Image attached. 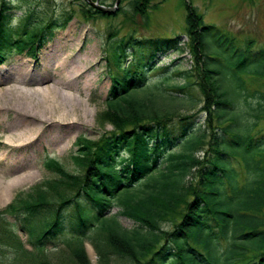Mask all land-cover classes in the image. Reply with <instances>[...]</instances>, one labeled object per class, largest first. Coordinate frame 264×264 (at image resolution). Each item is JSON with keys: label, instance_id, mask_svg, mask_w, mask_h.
Wrapping results in <instances>:
<instances>
[{"label": "trees", "instance_id": "obj_1", "mask_svg": "<svg viewBox=\"0 0 264 264\" xmlns=\"http://www.w3.org/2000/svg\"><path fill=\"white\" fill-rule=\"evenodd\" d=\"M11 1L0 0V64L12 51L31 54L70 19L28 10L13 25ZM80 1L84 16L115 13ZM127 1L141 16L156 5ZM185 10L186 42L108 35L110 85L96 117L111 129L76 139L77 171L47 158L55 175L0 209V264H52L48 247L63 251L62 264H90L87 241L98 264H264V132L255 130L264 83L254 86L264 79V44L239 45L187 0ZM186 51L189 67L180 63ZM171 52L179 56L159 64Z\"/></svg>", "mask_w": 264, "mask_h": 264}, {"label": "rangeland", "instance_id": "obj_2", "mask_svg": "<svg viewBox=\"0 0 264 264\" xmlns=\"http://www.w3.org/2000/svg\"><path fill=\"white\" fill-rule=\"evenodd\" d=\"M203 17L207 24H214L223 31L233 35L239 45H243L246 40L252 39L254 47L264 44V0H187ZM12 14L15 16L13 25L24 18L28 10H34L36 18L48 19L61 16L60 14H70L64 28L53 30L52 35L43 39L40 44H36L32 53L27 49L22 51H12L0 64V70L9 68L19 61H26L33 68L31 73L40 71L43 62L50 56L58 63L71 64L74 75L79 74L67 91L79 99L84 108V112L78 123L71 129L59 134L61 144L51 146L46 143L31 144L23 151L27 157L19 161L16 166L10 155L0 153V209H3L17 193L28 190L31 186L52 178L55 174L47 169L44 161L47 158H55L68 171L78 170L72 159L76 147V139L79 136L96 138L104 130H110L111 126L104 122L97 121V114L105 107L104 100L110 85V79L105 68V51L103 50L108 35L115 34L116 38L129 33L136 37H171L182 36V42H186L185 36V0H152L156 3L150 7L144 15L133 14L127 0H120L115 13L109 17H88L81 12L80 0H12ZM115 0H104L107 6H113ZM119 8V9H118ZM121 9V10H120ZM179 54L171 52L167 57L162 56V63H169ZM180 63L183 67H189L191 56L188 51L180 55ZM37 70V71H36ZM30 74V73H29ZM14 76V75H13ZM89 77L86 82L84 77ZM254 86L264 83V79L254 82ZM11 85V83L9 84ZM8 85V86H9ZM5 88H0V91ZM255 105V103H253ZM197 124L203 123V114L198 113ZM10 113H0V139L6 132V124L10 119ZM250 122L255 121L254 116L247 114ZM264 132V116L260 117L255 130ZM0 145V151H1ZM176 147L175 150H180ZM20 181L12 188L5 186L11 180ZM120 208L115 205L112 213H116ZM11 219V218H8ZM124 227H131L132 221L124 216H118ZM24 244V248H30L27 238L21 231H15ZM65 250V249H62ZM85 250L90 264H98V256L93 246L85 242ZM63 251L48 247L46 254L52 264H62L60 259ZM107 264H115L109 261Z\"/></svg>", "mask_w": 264, "mask_h": 264}, {"label": "bare ground", "instance_id": "obj_3", "mask_svg": "<svg viewBox=\"0 0 264 264\" xmlns=\"http://www.w3.org/2000/svg\"><path fill=\"white\" fill-rule=\"evenodd\" d=\"M32 70L26 61L0 70V88H5L0 91V113L11 114L0 139V153L10 155L16 166L27 157L22 149L26 146L43 142L59 146V134L81 121L84 112L81 101L67 91L80 74L74 75L71 64L58 63L50 56L40 71ZM84 79L90 81L87 76ZM18 181L20 176L5 186L12 188Z\"/></svg>", "mask_w": 264, "mask_h": 264}, {"label": "water", "instance_id": "obj_4", "mask_svg": "<svg viewBox=\"0 0 264 264\" xmlns=\"http://www.w3.org/2000/svg\"><path fill=\"white\" fill-rule=\"evenodd\" d=\"M85 1L89 3L91 6H93L94 8L99 9L103 12H108V13L114 12L120 2V0H115V3L113 4V6H107V5L99 3V0H85Z\"/></svg>", "mask_w": 264, "mask_h": 264}]
</instances>
